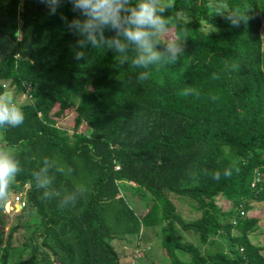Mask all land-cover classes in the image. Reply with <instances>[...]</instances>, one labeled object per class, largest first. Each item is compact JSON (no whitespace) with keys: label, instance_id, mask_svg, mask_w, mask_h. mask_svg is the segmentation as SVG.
<instances>
[{"label":"trees","instance_id":"obj_1","mask_svg":"<svg viewBox=\"0 0 264 264\" xmlns=\"http://www.w3.org/2000/svg\"><path fill=\"white\" fill-rule=\"evenodd\" d=\"M177 11L183 17L169 28L184 40V54L157 70L90 46L76 60L77 37L60 19L75 15L67 0L55 15L40 0L0 5V40L9 43L0 93L8 83L31 96L19 105L23 124L1 129L2 142L16 147L21 162L11 186L29 204L21 214L35 210L39 218L23 258L14 246L18 227L5 234L0 206V264H121L112 241L155 225L163 227L171 264H264L249 239L259 221L240 216L264 202V0H175L166 15ZM142 71L151 73L147 80L137 79ZM73 108L70 130L59 123ZM84 122L88 133L79 130ZM45 157L51 184L39 189L32 173ZM121 182L151 196L144 215L120 196ZM45 191L50 198L41 199ZM173 195L191 201L195 217L186 219ZM181 231L195 233L199 245Z\"/></svg>","mask_w":264,"mask_h":264},{"label":"clouds","instance_id":"obj_2","mask_svg":"<svg viewBox=\"0 0 264 264\" xmlns=\"http://www.w3.org/2000/svg\"><path fill=\"white\" fill-rule=\"evenodd\" d=\"M49 7V15H55L57 8L65 0H40ZM71 4V11L75 14L71 20L61 14L60 19L76 40L74 58L83 60L87 52L84 49H107L120 55V63L125 64L132 54L131 64L135 68L149 69L161 63H175L184 54L183 42L179 36L165 39L163 50H158L160 38L168 33L169 25L174 20L183 17L177 11L175 16L166 15L168 10L174 8L175 0H67ZM229 20L236 24L238 20L229 16ZM107 32L113 33L106 35ZM151 75L142 71L138 80H147ZM25 114L23 108L18 106L12 94L0 93V129L18 127L23 124ZM45 167L39 172H33L35 187L47 189L51 184L48 177V158L44 159ZM22 171L21 162L14 146L0 143V206L6 205L11 196V186ZM43 174V175H42ZM226 177L231 175L225 170ZM214 179L220 178V173L213 174ZM50 195L44 192L41 199H48ZM74 203V201H73ZM60 206H66L63 202Z\"/></svg>","mask_w":264,"mask_h":264},{"label":"rangeland","instance_id":"obj_3","mask_svg":"<svg viewBox=\"0 0 264 264\" xmlns=\"http://www.w3.org/2000/svg\"><path fill=\"white\" fill-rule=\"evenodd\" d=\"M6 0H0V5L4 4ZM206 31L208 32H221V30L217 28H211L209 26L204 27ZM262 36H263V49H264V16H263V27H262ZM168 37H175L174 29L169 28L168 33L165 35V37H161L164 41ZM9 52V43L5 40H0V59H2L7 53ZM8 84V83H7ZM6 92H9L13 95L15 102L17 105H23L28 102V96L24 94H18L15 92L13 88H10V86L6 87ZM68 115H71V117H65L62 122L59 123L60 126L67 127L73 129V121H74V115L76 116L75 109H70L67 111ZM82 132L88 133L90 131V128L87 126L86 122L80 127L79 129ZM72 132V131H71ZM0 143L2 142V130L0 129ZM134 183L129 182H121L119 184L121 195L123 196L124 200L126 201L127 205L133 209L136 213L139 215L145 214L149 206L151 204V196L144 191H141L140 189H137L134 187ZM141 191L140 193L138 191ZM20 193L13 192L11 189V196L6 205L3 207L2 213L4 214V220L5 224L3 226V229L5 231V234L7 235L10 230L14 227H18L17 232L14 236V246L16 248V252H21L23 258H27L33 248H32V235L35 233L37 228V223H39V218L35 210H27L24 215H22V212H18V209L14 206V210L11 209L13 198ZM172 200L174 204L178 207L179 211L184 212V216L186 219H189L190 217L194 216L190 210L191 201H188L186 198L177 197L176 195L172 196ZM12 202V203H11ZM183 202V203H182ZM225 199L222 197H219L217 199V203L219 206L225 207ZM11 203V204H10ZM10 204V205H9ZM187 204L188 205L187 207ZM256 208L260 211V213L264 216V204H256ZM144 230V238L142 247L135 248L134 251L129 253V255H132V260L129 264H150L153 263V261L163 263V264H171L172 259L168 256L167 251L163 247V240H164V232L163 227L161 225L158 226H144L142 231ZM237 234V233H236ZM181 235L186 238L191 243H194L196 245H199V239L198 236L191 232V231H181ZM132 238L138 239V235H133ZM126 238L118 237L114 241H112V244L115 246L116 250H118L119 245H121L122 242H124ZM30 245V246H26ZM216 246V245H214ZM214 246H204L203 248H211L212 251H217V248H214ZM137 250H141L139 254L136 253ZM15 252L14 261H18L19 255ZM264 255V251H263ZM134 256V257H133Z\"/></svg>","mask_w":264,"mask_h":264},{"label":"crops","instance_id":"obj_4","mask_svg":"<svg viewBox=\"0 0 264 264\" xmlns=\"http://www.w3.org/2000/svg\"><path fill=\"white\" fill-rule=\"evenodd\" d=\"M225 201H226L225 202L226 209H230V207H231L230 202L227 200H225ZM257 203L258 202H253L252 203V209L247 212L248 213L247 217L254 218V219H257L259 221L257 228L249 234V239L253 245L262 248V254H263V251H264V216L256 208ZM259 204H264V202L259 203ZM142 238H144V230L143 231L141 230L137 240L132 238V237H128L124 240V242L121 243V245H119V248L117 251H118V254L120 257V263L121 264H129L131 262V260H132V255H131L132 253L131 252L134 251L135 248H137V247H142V245H143ZM129 253H131V254L129 255ZM129 260H130V262H129ZM150 264H161V263L153 261V263H150ZM166 264H168V263H166Z\"/></svg>","mask_w":264,"mask_h":264},{"label":"built area","instance_id":"obj_5","mask_svg":"<svg viewBox=\"0 0 264 264\" xmlns=\"http://www.w3.org/2000/svg\"><path fill=\"white\" fill-rule=\"evenodd\" d=\"M8 88L9 87V84H4V88ZM24 95H27L28 96V99H30L31 96H29L27 93H25ZM39 115H41V113H39ZM116 169H119V167L117 166ZM260 181V178L257 177V179L254 181L253 183V187L256 185V183H258ZM13 203H12V206H11V209L14 210V206L18 209V212H22L24 210H26L29 206L26 198H25V194L24 193H20L18 195H16L14 198H13ZM10 203V204H11ZM9 204V205H10ZM240 216L241 217H246L248 216V213L246 211L242 210L240 211ZM234 223L236 224L237 223V219H234ZM140 252H142L141 250H137L136 253L139 254Z\"/></svg>","mask_w":264,"mask_h":264}]
</instances>
